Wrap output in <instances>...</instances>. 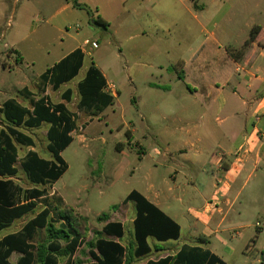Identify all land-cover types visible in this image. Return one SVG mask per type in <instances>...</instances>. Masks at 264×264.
<instances>
[{
	"label": "rangeland",
	"instance_id": "obj_1",
	"mask_svg": "<svg viewBox=\"0 0 264 264\" xmlns=\"http://www.w3.org/2000/svg\"><path fill=\"white\" fill-rule=\"evenodd\" d=\"M85 1L81 0V3ZM91 1L98 4L100 15L109 22L108 31L93 27L85 11L60 10L59 0H48V5H40L39 8L43 10L41 15L30 10L18 12L13 19L8 12H3L0 2V131L12 126L1 112L6 100L14 98L25 107H30V102L21 95L22 90L28 89L36 99L40 98L43 94L38 89L39 77L59 61L62 53L73 45H82L87 53L84 68L68 85L74 91L71 102L63 100L76 118L77 130L73 133V143L61 154L68 169L54 185L33 184L21 168V162L32 151L44 159L53 160L48 150L47 131L50 124L45 123L35 129L13 126L34 140V147L17 144L19 161L16 165L19 172L13 180L24 190L46 189L48 195L37 201L38 207L33 213L18 220L0 235L1 238L4 234L21 230L47 204L51 212L50 220L55 226L66 222L67 219L61 218L63 214L69 213L75 219L76 228L83 235V243L73 257L78 263L91 260L89 243L97 240L96 233L106 223L98 218L108 214L110 220H124L127 223V218L133 215L135 204L131 203L132 210L129 205L122 203L132 191L142 188L144 176L152 164L163 160L154 153L152 140L144 138L147 127L139 115L133 96L141 97L146 111H151L150 106L161 101L166 88L174 91V97L181 94L186 83L178 79V75L183 73V62L178 61L182 55L189 54L186 49L191 43V36L194 34L195 37L193 24L197 21L217 24L220 34L231 33L235 45H240L248 36L251 25L264 24V0H222L221 3L216 0L217 5L214 6L210 4L212 0H159L156 5L143 3L133 8L121 5L107 8L99 0ZM207 4L208 8L203 10ZM42 16H52V21L46 22L47 18L41 21ZM92 42H96L98 47L93 48ZM216 46L211 45L210 51L214 52ZM218 47L222 53L226 52L224 44ZM230 49L236 57L247 51L243 46ZM91 62L109 81L115 83L117 88L112 86L108 90L113 93L116 89L115 94H119L111 106L93 117L92 123L91 116L79 107L78 92V84ZM130 78L137 85L136 91ZM147 82L161 85L162 91L151 93L146 89ZM48 88L54 102L62 101L61 93ZM172 101L169 99V102ZM168 106L169 111H176L171 105ZM154 120L157 119L151 121ZM175 126L171 120L153 124L150 133L162 139ZM133 127L136 129V139L149 152L143 161L142 147L128 144L126 133ZM165 145L166 142L159 141L155 147L165 149ZM120 150H126L127 156L120 155ZM123 159L124 173L116 177L115 170ZM261 171L264 175V169ZM157 173L158 180H163L166 167L160 165ZM254 181L247 186L245 193L254 185ZM187 198L183 205H179V212L183 215L189 213ZM113 205L120 207L112 210ZM45 238L43 232L42 240L38 239L36 243L39 244ZM17 256H12L13 264H16ZM66 260V257H62L59 264H65Z\"/></svg>",
	"mask_w": 264,
	"mask_h": 264
},
{
	"label": "crops",
	"instance_id": "obj_2",
	"mask_svg": "<svg viewBox=\"0 0 264 264\" xmlns=\"http://www.w3.org/2000/svg\"><path fill=\"white\" fill-rule=\"evenodd\" d=\"M59 1L60 10H76L72 0ZM99 1L107 8L116 5L133 8L143 3L156 5L159 2V0ZM0 2L3 5V12H8L11 19L18 12L30 10H35L41 15L43 10L39 6L50 3L48 0H0ZM78 2L91 8L95 17L107 21L100 15L97 3L91 0H86L85 3H81V0ZM210 4L217 5V1L212 0ZM208 6L209 4L205 5L203 10ZM41 18V21L45 18L46 22L52 21V16ZM193 25L195 37L194 34L191 36L189 40L191 43L186 49L189 54L182 55L178 61L183 62V73L177 74L178 79L182 76L183 79L180 80L186 83V88L181 94L174 97L172 96L174 91L166 88L161 101L153 103V107L150 106L151 111H146L141 97L133 96L139 115L147 127L144 138L152 140L154 153L163 158L161 162L155 161L152 164L144 176L142 188L136 191L177 222L181 234L178 239L165 242L157 241L153 237L148 238L149 253L139 258L134 257L131 262L123 264H148L167 257L173 258L184 245L207 249L226 264H264V175L261 171L264 169V24L251 25L248 36L240 45L234 44L231 33L220 34L217 24L197 21ZM255 26L261 27L260 33L246 48L247 51L236 57L230 48L244 46ZM109 28L110 24L106 31ZM200 40H203L202 43ZM197 44H199L197 47H192ZM213 44L217 46L214 52H211L210 46ZM220 44H224L226 52H221V48L218 47ZM78 48L83 50L86 60L85 48L82 45H73L61 54L59 61ZM102 74L109 88L116 87L115 83L109 81L103 72ZM74 80L54 92L61 93L62 97L67 89H71L68 85ZM130 80L136 91V83L132 78ZM146 84V89L151 93L162 91V86L157 83ZM48 87L40 98L45 97L55 105L64 103L63 97L62 101L54 102ZM64 87L65 91L62 92ZM115 92L116 89L111 93L114 101L119 95ZM169 99H173L174 102H169ZM168 105L176 111H169ZM66 107L68 108L67 105ZM152 119L157 120L152 122ZM169 120L176 126L166 132L162 139L150 133L153 124H162ZM135 131L134 127L128 131L129 145H140L135 137ZM159 141L166 142L165 149L155 147ZM140 147L143 150L141 155L143 161L149 156V152L142 145ZM120 155L126 157V150H122ZM124 161L123 159L117 166L116 177L123 175ZM160 165L166 167V176L161 181L158 180L157 173ZM253 180L254 185L245 193ZM185 198L190 204L188 215L179 212V205L185 203ZM131 203L133 202L126 205L132 208ZM135 217L136 207L131 218H127V223L124 220L106 221L123 224L125 236L122 239L107 236L104 238L120 242L125 247L126 254L136 248ZM17 221L4 229L0 235L12 228ZM104 226L98 232H101ZM11 233L15 232L4 234L1 238ZM14 254L20 257L19 253Z\"/></svg>",
	"mask_w": 264,
	"mask_h": 264
},
{
	"label": "trees",
	"instance_id": "obj_3",
	"mask_svg": "<svg viewBox=\"0 0 264 264\" xmlns=\"http://www.w3.org/2000/svg\"><path fill=\"white\" fill-rule=\"evenodd\" d=\"M73 6L85 11L90 24L107 30L109 23L101 17H95L91 8L72 0ZM260 26L252 28L250 38L243 46L246 49L258 36ZM85 53L78 48L48 68L41 76L38 84L39 91L44 94L50 85L57 91L66 83L74 80L83 68ZM183 79L182 76H179ZM81 100L79 107L87 114L99 116L114 103L113 95L107 91L108 84L102 72L92 62L86 77L79 84ZM21 95L28 99L30 108L20 104L16 99L10 98L4 102L1 112L6 121L12 125L7 130L0 131V233L10 227L15 221L33 213L37 201L45 199L48 195L46 189H22L14 180L19 169L17 168L18 147H34L32 137L24 134L14 127L40 128L44 123L50 124L47 131L49 140L48 150L53 155V160L39 156L37 152H30L21 162V168L28 179L35 185H54L67 171L68 166L62 157L74 141L73 133L77 130L76 118L64 103L52 104L45 97L36 99L28 89L21 91ZM73 91L67 89L63 100L71 102ZM14 126V127H13ZM130 139L129 132L126 133ZM133 202L136 207L134 220V245L135 250L126 254L125 247L114 239L125 236V228L121 222H106L101 232H97V240L89 243L91 260L78 263L73 259L77 249L83 243V235L76 228L75 219L67 215V219L59 227L50 220L49 205L35 217L30 219L21 230L8 234L0 239V264H13L11 257L19 253L16 264H59L62 257H66L65 264H123L131 262L134 257L139 258L150 251L148 238L165 242L176 240L180 237L181 228L177 222L167 216L162 210L151 203L141 193L134 190L124 200L123 205ZM120 206H112V210ZM108 214H103L98 220H108ZM69 218V219H68ZM45 232L46 240L40 242L42 233ZM111 237L114 239H106ZM42 240V239H41ZM148 264H226L207 249L184 245L175 257H167L157 262Z\"/></svg>",
	"mask_w": 264,
	"mask_h": 264
},
{
	"label": "built area",
	"instance_id": "obj_4",
	"mask_svg": "<svg viewBox=\"0 0 264 264\" xmlns=\"http://www.w3.org/2000/svg\"><path fill=\"white\" fill-rule=\"evenodd\" d=\"M91 45H92L93 48H97V47H98V44H97L96 42H92ZM107 91L110 92V91L108 90V88H107ZM110 93H111V92H110Z\"/></svg>",
	"mask_w": 264,
	"mask_h": 264
}]
</instances>
